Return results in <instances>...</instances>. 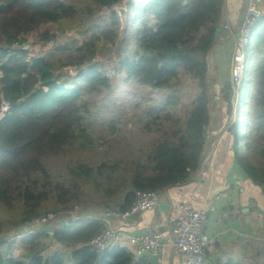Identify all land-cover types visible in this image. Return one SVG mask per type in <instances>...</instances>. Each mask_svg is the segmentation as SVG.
Returning <instances> with one entry per match:
<instances>
[{
	"label": "trees",
	"instance_id": "16d2710c",
	"mask_svg": "<svg viewBox=\"0 0 264 264\" xmlns=\"http://www.w3.org/2000/svg\"><path fill=\"white\" fill-rule=\"evenodd\" d=\"M84 1L82 6V0H0V105L9 104L0 120V203L19 211L12 224L15 232L49 212L42 206L55 191H67L61 182L53 183L47 163L87 144L91 100L111 87L97 56L101 46L115 42L119 14L112 10L101 22L93 16L122 0ZM128 3L134 12L137 46L120 58L118 70L125 81L168 92L162 108H147L145 126L162 115L176 126L146 149L134 146L135 154L124 157L118 176L104 173L101 166L94 170L79 166L71 173L76 183L91 181L96 189L106 185L112 196L103 205L116 204L123 210L132 204L136 191H164L190 182L210 149L205 138L210 124L206 74L225 0ZM46 24L63 26L58 33L50 29L38 33ZM68 26L76 36L59 39ZM247 58L251 69L242 85L249 77L253 85L227 132L236 165L264 195V15L252 30ZM65 66L73 67L76 75L62 71ZM181 72L191 75L200 90L186 115L173 119L167 110L180 91L176 81ZM58 204L71 210L75 203L66 196ZM104 228L100 219L83 216L53 234L38 231L10 241L0 231V264H137L136 255L123 247L111 245L99 253L84 245ZM262 255L264 259V247Z\"/></svg>",
	"mask_w": 264,
	"mask_h": 264
},
{
	"label": "rangeland",
	"instance_id": "374dc122",
	"mask_svg": "<svg viewBox=\"0 0 264 264\" xmlns=\"http://www.w3.org/2000/svg\"><path fill=\"white\" fill-rule=\"evenodd\" d=\"M128 2L129 0H122L111 8L104 7L93 16V19L101 22L110 16L112 10H116L119 14V28L115 42L101 46V50L97 56L106 74L111 79V87L100 94L94 95L91 100L92 113L87 117L86 123L89 135L86 138L87 144L82 149H75L74 146L47 163L50 173L53 175V183L55 184V182L59 181L63 184V189L67 190L66 192L62 190L55 191L44 202L42 208L49 210L50 213L56 214L54 210L58 208L66 211V209L60 208L61 204H58L60 197L65 198L69 196L70 203H75L74 206L80 205L78 210L85 212H89L91 205L95 207L96 205L111 202L108 200L112 195L108 194L104 189L106 185H101L96 189L91 181L82 182L80 180L76 183L73 181L74 176L71 174L72 171L78 169L79 166H88L93 170L101 166L104 173L113 172L114 176H118L119 171L124 165V157L128 159V157H132V154H135L134 146L146 149L150 144L161 139L163 131L171 132L176 126L172 124L171 120L163 118V115L155 123L145 126L148 121L145 115L147 108L151 106L162 108L168 92L165 90H152L135 81H125L124 74L118 70L120 58L132 53L137 46L134 35V12ZM86 3L84 0L81 2L82 6ZM154 22L152 20V25ZM71 24L75 26L74 22ZM65 25L67 26V24ZM62 26L41 25L38 33L47 29L58 33ZM67 29L64 34L59 35V39L70 40L76 36L73 33L72 27L68 26ZM211 60L209 57V71L206 74L205 88H207L209 102L220 98V95L226 103L228 117L225 130L227 131L229 125L237 119V113L242 107L244 94L253 85L252 77L247 79L245 85L241 84L238 96L236 93L233 95L232 83L230 84V69L229 87L219 90L220 85L216 86L215 81L218 82L222 74L215 71L216 67H212ZM69 67H63L62 71H65L68 75H73L74 71H69ZM250 69L251 63L247 58L244 78L249 74ZM224 75L225 79H229L228 74ZM179 78L176 83L180 91L176 92L173 107L167 110L171 112L173 119L186 115L191 108L195 93L200 90V86L191 75L181 72ZM210 105L209 108L213 110V106L210 107ZM221 111L225 112V106L222 107ZM214 112H216V109H214ZM222 129H224V126ZM99 179L102 181L105 178L101 177ZM111 188L114 187L111 186ZM18 213L17 209H9L0 203V231L5 232L2 236L7 237L16 233L15 229H12L14 227L12 224L15 219L19 218ZM68 216H70L69 213L62 218L67 219Z\"/></svg>",
	"mask_w": 264,
	"mask_h": 264
},
{
	"label": "crops",
	"instance_id": "0c3cea01",
	"mask_svg": "<svg viewBox=\"0 0 264 264\" xmlns=\"http://www.w3.org/2000/svg\"><path fill=\"white\" fill-rule=\"evenodd\" d=\"M248 4L249 0H225L222 21L218 27L225 29V25L230 24L232 29L219 34L217 43L208 55V59H212V67H216L215 71L222 74L221 79L215 81L216 86L220 85L219 90L226 87L230 80L231 49ZM224 74H228L229 79H225ZM219 97L209 102L213 110L209 108L210 124L205 132L206 148L215 150L208 178L169 186L163 192L159 207L138 212L126 221L115 219L113 225L121 229L123 235L112 246L123 247L134 253L135 244L130 235L152 227L162 235L166 243L158 264H186L185 256L175 253L171 248V224L183 216L178 205L180 202L185 207H202L209 212L206 228L214 234V238L206 248L207 264L263 262L264 195L235 163L231 150L232 138L225 130L228 117L226 103L222 96ZM223 106L225 112L221 111ZM220 193L223 195L217 199L216 196ZM105 206L100 204L89 210L93 216H100ZM219 232L222 234L218 235ZM137 264H152L151 255L138 258Z\"/></svg>",
	"mask_w": 264,
	"mask_h": 264
},
{
	"label": "built area",
	"instance_id": "2783aa9c",
	"mask_svg": "<svg viewBox=\"0 0 264 264\" xmlns=\"http://www.w3.org/2000/svg\"><path fill=\"white\" fill-rule=\"evenodd\" d=\"M264 0H249V4L241 18L238 27V33L235 36L232 47V65H231V83L233 95H239V90L243 82L246 72L247 48L251 41L252 30L257 21L264 15ZM226 31L232 29L230 24L225 25ZM69 71L76 75V70L73 67L68 68ZM1 75V72H0ZM9 109V104L5 101L0 105V120L5 116ZM214 150L210 148L203 156L200 167L191 173L189 181L206 180L211 171L212 158ZM161 190H146L136 191L135 199L132 204L125 210L119 205L109 204L104 207L100 216H93L92 211H79V206H74V210H60L59 212L37 216L30 221H27L25 226L15 234L7 236L10 241L17 237H25L33 232L44 231L53 234L56 230L67 226L71 221L80 217L86 216L94 219H100L105 224L102 232L92 236L84 245L96 252H103L113 243L118 242L123 232L121 229L113 225L115 219L122 221L129 220L141 211L153 210L159 207L163 196ZM223 194H218L217 199H220ZM183 211V216L175 219L171 224V233L173 236L171 248L175 253H180L185 256L186 264H207L208 256L206 248L214 238V234L208 231L206 223L209 212L205 208H190L185 207L182 203H178ZM70 214L67 219L63 216ZM56 222V223H55ZM219 232L218 235H221ZM131 241L135 244L134 254L136 259L147 255H161L164 252L166 243L162 235L148 227L145 230L133 233L130 235Z\"/></svg>",
	"mask_w": 264,
	"mask_h": 264
},
{
	"label": "water",
	"instance_id": "95a60500",
	"mask_svg": "<svg viewBox=\"0 0 264 264\" xmlns=\"http://www.w3.org/2000/svg\"><path fill=\"white\" fill-rule=\"evenodd\" d=\"M225 34L226 33V29H223L221 27H217L215 32H214V39L217 40L219 34ZM160 255H152L151 256V262L152 264H158V260H159ZM137 260V259H136Z\"/></svg>",
	"mask_w": 264,
	"mask_h": 264
},
{
	"label": "clouds",
	"instance_id": "9594fccd",
	"mask_svg": "<svg viewBox=\"0 0 264 264\" xmlns=\"http://www.w3.org/2000/svg\"><path fill=\"white\" fill-rule=\"evenodd\" d=\"M75 76V75H74Z\"/></svg>",
	"mask_w": 264,
	"mask_h": 264
}]
</instances>
